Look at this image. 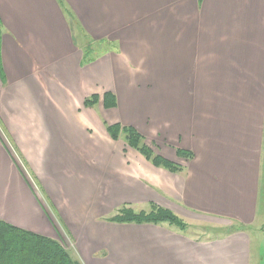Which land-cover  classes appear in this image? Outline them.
Masks as SVG:
<instances>
[{"label": "crops", "instance_id": "0c3cea01", "mask_svg": "<svg viewBox=\"0 0 264 264\" xmlns=\"http://www.w3.org/2000/svg\"><path fill=\"white\" fill-rule=\"evenodd\" d=\"M66 2L89 36L81 44L58 0H0V219L67 236L81 264H258L264 0ZM134 61L153 97L132 81ZM107 90L115 107L84 104ZM113 121L160 143L182 170L112 138ZM101 197L117 209L164 206L213 233L108 221L93 210Z\"/></svg>", "mask_w": 264, "mask_h": 264}, {"label": "trees", "instance_id": "16d2710c", "mask_svg": "<svg viewBox=\"0 0 264 264\" xmlns=\"http://www.w3.org/2000/svg\"><path fill=\"white\" fill-rule=\"evenodd\" d=\"M58 1L60 4H64V0ZM64 8L66 9V7ZM64 11L66 13L67 9ZM67 16L71 17L72 15L67 14ZM86 54H89V49L86 50ZM99 98H101V103L105 108L116 106V95L110 90L104 91L101 95L92 94L84 98V104H94L99 101ZM106 130L114 139L121 136L128 146L136 149L155 166H160L173 172L182 170V164L155 151L150 144L144 141V136L134 126L111 122L106 124ZM175 153L179 158L186 160H189L193 155L190 150L181 148H176ZM105 219L116 223H166L179 231L185 232L192 226L183 221L171 209L157 204H152L149 210L138 211L127 205L121 206L116 213ZM0 264L81 263L70 255L68 249L60 240L23 229L0 219Z\"/></svg>", "mask_w": 264, "mask_h": 264}, {"label": "rangeland", "instance_id": "374dc122", "mask_svg": "<svg viewBox=\"0 0 264 264\" xmlns=\"http://www.w3.org/2000/svg\"><path fill=\"white\" fill-rule=\"evenodd\" d=\"M62 6L63 7H66V9H67L66 13L67 14L73 15L71 17H68V18H72L71 20H69V22H70V25H72L71 28L73 29V31H72L73 39L78 44H81L82 41H84V42L87 41L89 39V36L88 35H85V33L82 31V29H80V26L81 25L79 24V22L76 25L75 22H77V21H74V19H73V17H74L73 9H71V7L68 5V3L66 2V0H65L64 4ZM85 44H87V42ZM104 45L105 44H101L100 46H104ZM130 66L133 67L134 70H136L135 76L139 77L141 74L144 73V69L141 68L142 64L139 63V65H138V61H134V64H130ZM132 81L135 84L138 85V87H139L138 91H143V92L147 93L150 96L154 95L155 90L153 88V83L150 80H148V79H141L139 77V79H137L135 81L132 80ZM148 85L151 86V89L147 87ZM99 87L101 88L102 86H99ZM128 125H131V124H128ZM144 141L146 143L150 144L155 149V151H156V149H159V153L162 154L164 152V148L160 145V143H157V142H155V141H153L150 138L145 137V136H144ZM121 144L122 145H125V143L124 144L121 143ZM262 153L264 155V148L262 149ZM163 155L166 156L165 154H163ZM35 185H36V188L39 189V192L42 194V189H43V188H41L42 186H40V184L37 181H35ZM263 185H264V180H262L261 193L263 192V189H264L263 188L264 187ZM63 188H65V187H63ZM83 188L85 190V187H83ZM46 199H47V197H46ZM100 201H101V203H100ZM50 204H51V202H50ZM258 207H259V210H258V218L256 220V223H253V227H251L250 230H254V232L252 234V235H254L253 236V241H252L253 248H254V252L255 253H259V255H260L259 256V263L258 264H264V235L259 230L260 227H261L260 225L263 222L262 221V218H263L262 216H264V196H263V194H262L261 199L259 201V206ZM138 208L139 207L136 206L135 207V210H138ZM142 208H145L143 210H147V205H143ZM94 209H96V210L98 209L99 211L104 210V211H102L101 216H110V215H112V214H114V213L117 212V206L110 207L108 204H106L104 197H101L100 200H99V203H96L94 205L93 210ZM55 211H57V210H55ZM183 221H185L186 223L188 222L186 219L183 220ZM187 224H189V222ZM163 225H167V224L164 223ZM190 225H192V226L189 227L186 231H187V233H189L190 235L195 236V237L205 238V236L207 235V233L205 231L210 232V233L212 232V229H210L209 227H207L209 224H205V225H203V224H190ZM128 231H130V235L132 237L136 234V232H135L136 230L132 229L131 227L129 228ZM116 236H119L120 237L122 235H116ZM56 239L60 240L67 249H70L68 251H69L70 255L73 258H76V257L79 258V252H77L76 249H75V247L72 246V244H71L72 242L70 241V239L67 236H65L63 234L60 235L59 232H58L57 233V236H56ZM111 244H114V239H112ZM68 246H71V247H68ZM101 252L102 251H99V253H101Z\"/></svg>", "mask_w": 264, "mask_h": 264}]
</instances>
